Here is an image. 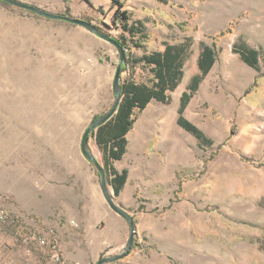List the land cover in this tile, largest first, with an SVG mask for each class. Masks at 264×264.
<instances>
[{
	"label": "rangeland",
	"instance_id": "obj_1",
	"mask_svg": "<svg viewBox=\"0 0 264 264\" xmlns=\"http://www.w3.org/2000/svg\"><path fill=\"white\" fill-rule=\"evenodd\" d=\"M18 1L125 38L122 83L151 86V66L133 59L165 44L189 45L179 84L168 101L152 98L136 111L120 159L107 162L97 129L89 135L108 191L136 230L130 253L104 264H264V0ZM123 11L143 32L123 28ZM206 46L216 59L192 92ZM242 49L258 51L257 69ZM119 62L118 48L85 26L0 0V207L13 220L0 221V264H58L51 245L28 238L36 227L54 230L66 263L62 239L68 249L86 240L85 252H74L78 263L124 251L129 224L108 205L81 151L84 130L114 101ZM184 91L183 116L202 137L178 124ZM109 166L128 171L118 195ZM47 173L58 178V234L13 209L30 176L43 184Z\"/></svg>",
	"mask_w": 264,
	"mask_h": 264
},
{
	"label": "trees",
	"instance_id": "obj_2",
	"mask_svg": "<svg viewBox=\"0 0 264 264\" xmlns=\"http://www.w3.org/2000/svg\"><path fill=\"white\" fill-rule=\"evenodd\" d=\"M120 19L124 20L122 26L131 34L143 32L135 25L129 24V15L123 11ZM121 46H125L126 39H117ZM136 47H141L142 42L134 41ZM187 44H165L163 50H157L150 54L143 55L141 58L133 59L134 62L143 60L151 66L154 81L151 86L142 83L128 81L121 82V100L114 115L96 130V135L103 144L105 159L109 162L111 159H120L126 151V134L131 129L135 118L136 111L142 110L152 99L166 102L169 100V93L179 84L183 76V65L188 55ZM241 58L251 67L258 68V51L256 50H236ZM215 51L213 48L206 46L198 56V68L200 74L194 75L188 85L190 91H195L202 77L206 75L215 62ZM124 69V67H122ZM190 98V93L184 91L180 98L178 108V124L198 137H202L200 129L183 116L184 108ZM210 144V141L206 139ZM108 182L113 187L114 193L119 194L127 181L128 171L122 169L117 171L109 166Z\"/></svg>",
	"mask_w": 264,
	"mask_h": 264
},
{
	"label": "water",
	"instance_id": "obj_3",
	"mask_svg": "<svg viewBox=\"0 0 264 264\" xmlns=\"http://www.w3.org/2000/svg\"><path fill=\"white\" fill-rule=\"evenodd\" d=\"M2 1H5V2L11 3V4H15L17 6L29 9L31 11H34L36 13L42 14V15L50 17V18L63 19V20H67V21L85 26L89 30L93 31L94 33H96V34L102 36L103 38L107 39L108 41H110L112 44H114L118 48V50L120 52V62L116 67L114 80H113L114 101H113L111 107L107 111H105L104 113H102L101 115L96 117L94 120H92L89 123V125L86 127V129L84 130L83 135H82V139H81V151H82L83 155L87 159L92 161L94 163V165L96 166V168L99 172V176H100L101 189L104 193V196L106 198L108 205L110 206L111 209H113L115 212H117L119 215H121L123 218H125L129 224V236H128V241L125 245L124 251H122L121 253L111 255V256L102 257V258L98 259L94 264H104V263L112 262V261H115L117 259L123 258L124 256H126L130 253V251L134 245L135 233H136L134 219H133V216L127 210L123 209L122 207H120L119 205H117L115 203L112 195L109 193L108 187H107L108 185H107V181H106V176H105V169H104V167H102L100 165V163L98 161H96L95 157L91 153V150L89 147V135L93 130L97 129L100 125L104 124L107 120H109L117 110V107H118L119 102L121 100V70H122V64L125 63L124 50L116 39H113L110 36L100 32L99 29L94 24H92L91 22H89L87 20L75 18V17H69L66 15H59V14H55V13H50V12L43 10L37 6L22 2V1H18V0H2Z\"/></svg>",
	"mask_w": 264,
	"mask_h": 264
},
{
	"label": "crops",
	"instance_id": "obj_4",
	"mask_svg": "<svg viewBox=\"0 0 264 264\" xmlns=\"http://www.w3.org/2000/svg\"><path fill=\"white\" fill-rule=\"evenodd\" d=\"M44 177L46 180L43 184H41L40 178L36 181L32 176H30V186L24 189L22 197L20 195H17L16 197L14 196L13 199L17 205L13 209L25 210L24 213L34 216L31 220L37 219V222L46 224V228L52 226L58 234V178L56 176L52 177L51 173L45 174ZM25 193L27 194L28 200L23 197ZM60 243L62 254L67 260L66 264H89V262L78 263L74 257L78 253L85 252L83 249L88 247L86 240L82 245L80 242H76L71 245V249H68V245L71 243L70 241L68 243L62 239ZM74 252H76V254H74ZM23 264L39 263L29 262Z\"/></svg>",
	"mask_w": 264,
	"mask_h": 264
},
{
	"label": "built area",
	"instance_id": "obj_5",
	"mask_svg": "<svg viewBox=\"0 0 264 264\" xmlns=\"http://www.w3.org/2000/svg\"><path fill=\"white\" fill-rule=\"evenodd\" d=\"M0 221L2 222H13V220L10 218V215L8 213V210H6L4 207H0ZM28 238H31L32 240H35L37 243L41 245H51L53 253L52 258L58 263V264H66L63 257L58 254V241H57V235L55 236L53 229H45L41 233L38 232L37 227L33 232L28 236ZM50 240V241H49ZM49 241V242H48Z\"/></svg>",
	"mask_w": 264,
	"mask_h": 264
}]
</instances>
